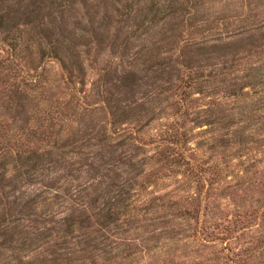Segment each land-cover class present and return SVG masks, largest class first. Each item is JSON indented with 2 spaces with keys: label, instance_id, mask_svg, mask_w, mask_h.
<instances>
[{
  "label": "trees",
  "instance_id": "trees-1",
  "mask_svg": "<svg viewBox=\"0 0 264 264\" xmlns=\"http://www.w3.org/2000/svg\"><path fill=\"white\" fill-rule=\"evenodd\" d=\"M220 2L98 0L94 10L90 6L81 13L77 5L85 6V0H0V258L10 253L8 258L19 261L24 245L21 237L15 239L20 232L17 226H9L6 210L21 219L38 214V209L51 198L59 197L58 189L62 187L57 183L60 179H52V176L63 170L68 171L65 181L77 180L72 171H78V167H73L81 163L71 161L76 157L85 160L83 148L108 145L115 137L123 139L120 145L126 140H137L134 136L136 130L128 127L130 123L125 121L122 106L109 108L113 120L109 121V127L101 125L96 129L84 122L82 131H70L71 122L81 124L88 112H93L85 103L81 90L76 89V84H82L84 79L83 59L77 50L81 44L78 35L82 38L87 34L90 42L92 38L97 45H109L122 57L130 49L133 39L141 40L142 46L137 51L139 56L131 64L135 69L129 70V76H135L138 71L144 74L142 78H146L155 71V66L164 64L160 60L162 56L171 60L178 84L164 99L160 95L167 89L160 90L149 101L153 103L167 100L168 96L174 97L173 119L189 98L191 88H212L208 96L216 101L236 99L250 92L264 94V50L260 49L264 46V18L259 17V8L264 3H246L247 11L240 7L239 15L212 16L209 9ZM239 52L243 55L238 56ZM210 53H221L224 59L230 55V64L218 74L213 73V69L206 73L207 65L201 60L212 58ZM196 56L202 59L195 60ZM254 58L261 62L257 67L248 65L255 62ZM54 61L60 73L52 83L48 65ZM121 70L126 73L123 68ZM168 73H172V69ZM60 88L69 92L64 95ZM147 110L149 108L141 105L133 110V114L140 116ZM259 110L261 108L255 110L252 107L250 113L240 120L252 123L256 118L255 111ZM228 121L226 127H238L239 122L234 118ZM121 124L127 127H121ZM246 130L250 127L244 126L234 131V135L242 137ZM160 141L164 147L157 155L162 166H173L182 175L198 176L196 184L200 181L207 185L216 183L212 177L217 175L214 168L199 169L187 155V135L172 129ZM144 144L141 141L135 150L143 149ZM129 161L115 160L114 170L103 167L106 172L101 177H109L112 172L110 178L113 177L115 183L112 181L102 190H97L98 186L96 195H85L89 198V212L84 206L76 208L61 220L59 227H54L53 230L61 234V242H55L49 251L52 264H76L77 258L73 257L76 250L71 247L72 235L76 230L89 227L90 218L97 219L98 225L106 229L114 224V217L126 212L133 195L123 186L119 189L117 179L121 166L134 169L135 165ZM97 167L96 171L101 170V165ZM37 187L42 188L41 192L33 196L21 192L23 189L39 190ZM64 192L68 195L69 189L65 188ZM93 208L98 211L93 212ZM259 209L264 221V200ZM199 213L194 210L191 216L197 224ZM89 242L84 243L92 246ZM75 243L79 245L80 240ZM92 248L98 249L96 246ZM64 254L69 257L64 258ZM110 255L111 251H104V260L108 261Z\"/></svg>",
  "mask_w": 264,
  "mask_h": 264
},
{
  "label": "rangeland",
  "instance_id": "rangeland-1",
  "mask_svg": "<svg viewBox=\"0 0 264 264\" xmlns=\"http://www.w3.org/2000/svg\"><path fill=\"white\" fill-rule=\"evenodd\" d=\"M220 1L209 9L212 16L239 15L240 7L247 11L246 3H264V0ZM97 4L98 0H85V6L80 3L77 8L83 13L90 6L94 10ZM260 7L259 17L262 19L264 4ZM83 35L82 38L78 35L81 44L77 50L83 59L84 79L82 84H76V89L81 90L85 103L93 112H88L81 124L71 122L70 131H82L84 122L96 129L101 125L109 127V121H113L109 108L122 106L125 121H129L128 127L136 130L134 136L137 140H126L120 145L123 139L115 137L108 145L83 148L85 160L76 157L71 161L81 163L73 167H78V171H72L77 180L65 181L68 171L63 170L52 176V179H60L57 183L62 187L58 189L59 197L51 198L38 209V214L21 219L6 210L9 226H17L20 232L15 239L21 237L24 245L19 261L8 258L10 253H7L0 258V264H52L49 251L55 242H61V234L56 233L54 227H59L61 220L76 208L84 206L89 212V198L85 195H96L95 188L99 186L97 190H102L112 184V172L109 177H101L106 172L103 167L114 170V162L120 158L135 165L134 169L121 166L117 171L119 189L123 186L133 195L130 205L126 212L114 217V224L106 229L98 225L97 219L90 218L89 227L73 233L71 247L76 250L73 255L77 258L76 264H264V221L259 209L264 200V94L250 92L236 99L216 101L208 96L212 88H191L189 98L173 119L174 97L168 96L167 100L153 103L149 101L160 90L167 89L160 95L164 99L178 84L171 60L162 56L160 60L164 64L155 66V71L146 78H142L144 74L138 71L135 76H129V70L135 69L131 64L139 56L137 51L142 46L141 40L133 39L130 49L122 57L109 45H97L92 38L90 42L89 35ZM260 49L264 50V46ZM210 54L212 58L201 60L207 65L206 73L213 69V73L218 74L230 64V55L224 59L221 53ZM242 55L239 52L238 56ZM199 59L202 58L195 57V60ZM254 60L248 65H260L257 58ZM48 68L53 83L60 73L58 64L50 62ZM170 69L172 73H168ZM168 79H171L170 83ZM157 86L158 90L155 89ZM219 86L223 87V84L219 83ZM60 91L64 95L69 92L65 88ZM141 105L149 110L136 116L133 110ZM252 107L255 110L261 108L254 113V117L259 118H254L252 123L241 121ZM230 118L239 122L238 127H226ZM210 122L212 124H208ZM125 126L121 124V127ZM244 126L250 127L243 133L245 139L237 133L234 135V131ZM172 129L187 135V155L199 169L214 168L217 171V175H212L216 183L207 185L200 181L196 184L198 176L182 175L177 168L164 167L158 162L157 153L164 147L160 140ZM141 141L145 143L143 149L135 150ZM97 165H101V170L96 171ZM37 188L39 190L23 189L21 192L33 196L41 192L42 188ZM65 188L69 189L68 195H65ZM43 196L47 195L43 193ZM99 205L102 207V203ZM194 210L200 211L198 224L191 218ZM97 211L93 208V212ZM48 234H52L51 237H46ZM79 240L77 245L75 241ZM84 242L98 249L94 250ZM106 250L111 251L108 261L103 257ZM63 257L69 256L64 254Z\"/></svg>",
  "mask_w": 264,
  "mask_h": 264
}]
</instances>
